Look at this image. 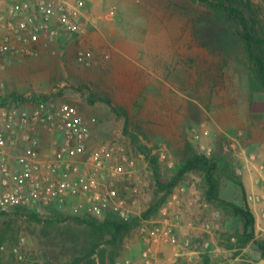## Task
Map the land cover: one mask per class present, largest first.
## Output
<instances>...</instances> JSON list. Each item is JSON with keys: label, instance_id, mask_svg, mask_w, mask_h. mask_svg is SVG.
Masks as SVG:
<instances>
[{"label": "rangeland", "instance_id": "1", "mask_svg": "<svg viewBox=\"0 0 264 264\" xmlns=\"http://www.w3.org/2000/svg\"><path fill=\"white\" fill-rule=\"evenodd\" d=\"M252 1L264 10V0ZM87 3L85 33L62 31L44 35L34 46L17 44L19 52L7 61L0 108L14 107V95L25 99L15 105L19 112L31 113V99L38 96L71 104L89 124L90 148L112 143L124 148L133 167L127 166L128 173L115 187L127 202L131 226L116 240L108 231L91 228L86 222L101 224L112 213L90 215L84 196L41 211H3L0 246L6 250L0 264H145L143 237L167 222L179 239L190 238L195 258L176 260L172 245L156 244L159 264H264V251L255 243L242 250L228 247L229 233L241 232L242 222L224 217L206 201L201 173L184 175L167 194L124 132L128 118L131 131L147 136L143 140L157 160L162 184L178 175L188 145L215 159L225 175L222 198L244 205L237 182L243 183L256 217V239L264 243V98H256L251 108L247 73L215 46L209 10L190 0ZM114 5L116 19H102ZM2 16L4 34L10 21L7 11ZM123 39L136 42L126 54L118 52ZM80 49L92 54L93 64L78 62ZM92 96L100 100L91 104ZM17 135L14 146L7 147L15 169L16 157L30 139L39 143L41 159L49 160L59 138L40 124ZM134 188L138 193H132ZM158 203L157 211L145 218Z\"/></svg>", "mask_w": 264, "mask_h": 264}, {"label": "built area", "instance_id": "2", "mask_svg": "<svg viewBox=\"0 0 264 264\" xmlns=\"http://www.w3.org/2000/svg\"><path fill=\"white\" fill-rule=\"evenodd\" d=\"M87 9V0H0V94L7 61L19 52L18 43L34 46L44 35L53 37L62 31L81 35ZM6 11L10 23L8 32L2 34L1 29L5 26L2 13ZM117 13L114 5L102 19L114 20ZM77 60L89 66L92 54L80 49ZM19 103L14 101V107L0 108V212L15 208L41 211L46 206L61 205L71 198L84 196L90 215L97 217L111 212L128 221L127 202L115 187V182H120L128 173L127 166L133 167L124 148L116 143L90 148L89 124L81 120L74 105L39 98L31 101L34 107L28 113L24 109L19 112L15 107ZM91 123L95 124L97 120L92 118ZM38 124L59 135L53 156L49 160L41 159L39 143L30 139L24 151L17 155L15 169L7 147L14 146L19 130ZM116 160H121V164ZM132 193H138V190L134 188ZM173 199L177 200L178 196L175 194ZM72 209L75 212L78 206ZM23 243L24 239H21L19 245ZM143 244L145 264H159L153 251L156 244L172 245L176 260L195 258L190 238L179 239L168 222L158 224L148 232L143 237ZM18 249L14 252L19 256ZM5 250V246H0V258Z\"/></svg>", "mask_w": 264, "mask_h": 264}, {"label": "trees", "instance_id": "3", "mask_svg": "<svg viewBox=\"0 0 264 264\" xmlns=\"http://www.w3.org/2000/svg\"><path fill=\"white\" fill-rule=\"evenodd\" d=\"M190 1L202 4L209 10L215 46L227 60L241 66L246 71L249 100L252 108L256 98H264V10L252 0ZM39 98L47 100L46 96H38L33 97L31 101ZM13 100L16 102L25 101L19 95H14ZM99 100V98L92 96L90 103L95 104ZM104 101L113 110H116L111 101ZM130 124V120L127 118L124 132L133 147L149 161L157 183L162 190L168 194L184 175L190 172L201 173L205 186L204 197L206 201L221 210L224 217H235L242 222L243 229L241 232L229 233L228 241L230 245L228 247L242 250L251 243H255L260 250L264 251V243L256 239V217L248 205L243 183L237 182L243 190L244 205L223 199L221 187L222 180L225 177L224 172L215 159L194 151L189 145L178 175L172 178L168 184L160 183L157 175V160L143 140V138L147 140V136L138 133L137 130L131 131ZM161 203L154 204L144 214V217L148 218L154 214ZM86 223L95 230L108 231L111 233L113 240H116L120 233L131 226L129 221L112 214H109L101 224Z\"/></svg>", "mask_w": 264, "mask_h": 264}, {"label": "crops", "instance_id": "4", "mask_svg": "<svg viewBox=\"0 0 264 264\" xmlns=\"http://www.w3.org/2000/svg\"><path fill=\"white\" fill-rule=\"evenodd\" d=\"M90 1H91V2L93 1L96 5H98L99 2H100L101 0H90ZM85 20H86V15H85ZM89 20H90V18L88 17V19L85 21V24H86V25L88 24ZM86 25H85V27H84V32H83V33H85ZM128 43H129V44H128ZM131 43H132V44H131ZM133 43H134V44H133ZM132 45H136V42L129 41V40H127V39H123V41H121V42L119 43V45H118V52H120L121 54H126L127 49H128L129 47H131ZM77 54H78V53H77ZM92 64H93V58H92ZM93 132L95 133L96 131H93Z\"/></svg>", "mask_w": 264, "mask_h": 264}]
</instances>
